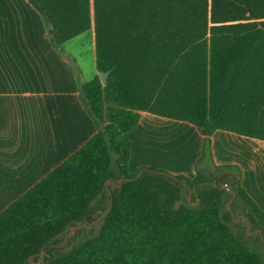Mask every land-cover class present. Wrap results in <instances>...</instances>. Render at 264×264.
Returning <instances> with one entry per match:
<instances>
[{"label": "trees", "instance_id": "1", "mask_svg": "<svg viewBox=\"0 0 264 264\" xmlns=\"http://www.w3.org/2000/svg\"><path fill=\"white\" fill-rule=\"evenodd\" d=\"M28 1L56 49L94 28L80 99L97 131L0 213V264H264V213L236 174L129 171L142 111L264 140V0Z\"/></svg>", "mask_w": 264, "mask_h": 264}, {"label": "crops", "instance_id": "2", "mask_svg": "<svg viewBox=\"0 0 264 264\" xmlns=\"http://www.w3.org/2000/svg\"><path fill=\"white\" fill-rule=\"evenodd\" d=\"M50 33L28 0H0V213L97 131L80 99L98 74L94 28L58 49ZM130 143V172L236 174L264 213V140L221 129L206 139L195 124L142 111Z\"/></svg>", "mask_w": 264, "mask_h": 264}, {"label": "water", "instance_id": "3", "mask_svg": "<svg viewBox=\"0 0 264 264\" xmlns=\"http://www.w3.org/2000/svg\"><path fill=\"white\" fill-rule=\"evenodd\" d=\"M108 74H109V72L100 73V78H101V80H102V82H103L104 84H105L106 81H107V76H108ZM142 173H143V170L140 172L139 176H140ZM228 189H229V187H228ZM188 190H189V201H191L192 194H193V192L196 193V189H195V187L192 188V189L188 187ZM233 197H234V196H233ZM198 202H199V201H198ZM106 213H108V211L105 212V213H104L99 219H102L103 216H104ZM233 217H234V214H233ZM94 223H95V222H93V223L90 224V225L83 224V225H79V226L73 227V228L71 229L72 232H71L70 234H67V235H66V237H65V243H66L67 239L69 238V236H74V235L76 234V233H75V230H80L82 227H85V228L90 229V228L94 225ZM251 228H252V225L249 224V228H248V230H250ZM254 233H255V234H259L261 237L263 236V232H262L261 229H257V230H255ZM41 255L44 256L45 253L43 252V253H41ZM29 262H30V263H33L32 258H30Z\"/></svg>", "mask_w": 264, "mask_h": 264}, {"label": "rangeland", "instance_id": "4", "mask_svg": "<svg viewBox=\"0 0 264 264\" xmlns=\"http://www.w3.org/2000/svg\"><path fill=\"white\" fill-rule=\"evenodd\" d=\"M212 181L216 182V181H218V180H216V179L213 178ZM184 199H188V200H189L188 195H185V196H184ZM236 222H238V221H236ZM96 223H97V222H95L94 225H95ZM94 225H93V226H94ZM93 226H92L90 229H92ZM246 226H247L246 222L241 221V223H240V227H239L238 229H236L237 232L240 233V234H243V233L245 232V229H244V228H245ZM75 235H76V234H75ZM80 235H81V234H80ZM66 245H67V242L64 243L63 245H59V248H64V247H66ZM262 253H264V251H262Z\"/></svg>", "mask_w": 264, "mask_h": 264}]
</instances>
